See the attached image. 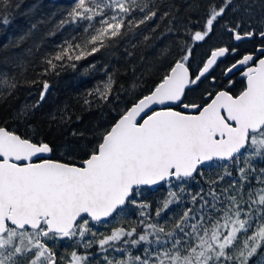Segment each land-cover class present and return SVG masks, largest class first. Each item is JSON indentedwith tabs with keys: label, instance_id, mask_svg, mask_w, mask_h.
Here are the masks:
<instances>
[{
	"label": "snow or ice",
	"instance_id": "obj_1",
	"mask_svg": "<svg viewBox=\"0 0 264 264\" xmlns=\"http://www.w3.org/2000/svg\"><path fill=\"white\" fill-rule=\"evenodd\" d=\"M22 2L0 0V27ZM61 11L44 34L38 21L9 42L32 40L31 55L46 36L81 29L40 61L42 81L0 71V102L40 83L35 102L10 114L12 123L0 120V264H264V0H192L184 14L161 0H74ZM165 37L156 83L112 109V120L73 129L59 145L52 137L72 122L67 106L35 123L47 77L126 39ZM0 64L22 68L23 55ZM81 67L107 76L83 95L85 106L118 99L107 66ZM161 185L167 194L153 208L141 197Z\"/></svg>",
	"mask_w": 264,
	"mask_h": 264
},
{
	"label": "trees",
	"instance_id": "obj_2",
	"mask_svg": "<svg viewBox=\"0 0 264 264\" xmlns=\"http://www.w3.org/2000/svg\"><path fill=\"white\" fill-rule=\"evenodd\" d=\"M192 0H161L162 9L168 5H174L180 9L181 14L186 12V5ZM74 3V0H23L22 6L19 9V14L13 19V23L7 27H0V56H10L15 54L23 55V67L4 66L0 64V71H6L9 74L15 75L17 80H40L44 77H38L40 72V61L48 53H54L56 46L61 44L63 40L72 32H80L81 29H74L72 26H66L63 30L54 36H46L43 41L39 42V48H33L32 54L28 55L26 49L32 47L33 41L28 40L19 48H13L9 45L10 41L17 39L23 32L27 31L32 23L44 21L39 26V33L44 34L48 28L52 27L64 14L61 10L68 9ZM56 13L53 19L52 14ZM166 23V22H165ZM164 23L161 24L162 31ZM142 39V38H141ZM227 40V37H224ZM170 42V37L163 39H153L144 44L140 40L133 39L122 41L117 47L112 50L111 54L97 53L86 60L77 62V68L72 69L66 67L58 76L47 77L51 87L50 94L41 104L35 113V123L41 124L46 121L49 115L56 112L57 109L67 106L71 115L72 122L65 128L57 132L52 139L56 144H62L73 139L68 133L73 130L86 131L94 125L103 123L105 120H112L117 113L112 112V109L122 110L127 107L131 100L137 95L146 94L157 81L158 67L161 63L159 53L165 44ZM136 44V47H132ZM8 45L7 49L4 46ZM125 49L131 52L132 55H127ZM89 62L95 63L97 69H102L107 66L109 73L113 74V95L118 94V99L112 100L110 103L97 108L95 105L88 108L82 103V97L87 92L92 90L98 84L106 81L107 76L102 70H98L90 75H83L81 65H87ZM138 82L137 87L133 90V83ZM199 89L196 93V98L199 96ZM40 94V83L31 87L19 88L14 96L7 99L5 102H0V120H7L12 123L10 114L16 112L24 104H32ZM92 99V98H90ZM99 103V101H97ZM179 109V108H177ZM79 117V121L76 120ZM24 131L25 129H21ZM62 154V150L61 153ZM52 158H57L53 155ZM220 169L205 170V179L212 176ZM201 185L207 188V185L201 181ZM193 191L196 187L191 185ZM167 186H159L157 188L145 187L141 198L147 199L153 203L162 199L167 194ZM179 211V209H176ZM129 216L131 222H135V209L130 207ZM100 231L106 232L102 226H97ZM62 251L64 249H61ZM71 251V249H68ZM92 251H95L93 249Z\"/></svg>",
	"mask_w": 264,
	"mask_h": 264
},
{
	"label": "flooded vegetation",
	"instance_id": "obj_3",
	"mask_svg": "<svg viewBox=\"0 0 264 264\" xmlns=\"http://www.w3.org/2000/svg\"><path fill=\"white\" fill-rule=\"evenodd\" d=\"M257 43H259V41H256V40L245 41L242 43L241 46H242V48L251 49ZM233 79L235 80V85H234L235 92H239L244 87V81L242 80V78L239 75L234 76Z\"/></svg>",
	"mask_w": 264,
	"mask_h": 264
},
{
	"label": "water",
	"instance_id": "obj_4",
	"mask_svg": "<svg viewBox=\"0 0 264 264\" xmlns=\"http://www.w3.org/2000/svg\"><path fill=\"white\" fill-rule=\"evenodd\" d=\"M176 110H181V109H176ZM157 187H159V186H153V187H148V188L154 189V188H157Z\"/></svg>",
	"mask_w": 264,
	"mask_h": 264
}]
</instances>
